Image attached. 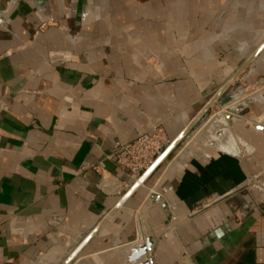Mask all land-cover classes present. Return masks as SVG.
I'll list each match as a JSON object with an SVG mask.
<instances>
[{"label": "crops", "instance_id": "1", "mask_svg": "<svg viewBox=\"0 0 264 264\" xmlns=\"http://www.w3.org/2000/svg\"><path fill=\"white\" fill-rule=\"evenodd\" d=\"M239 76L231 106L264 91V0H0V264H126L140 234L149 264H264V96L133 194L111 158Z\"/></svg>", "mask_w": 264, "mask_h": 264}, {"label": "water", "instance_id": "2", "mask_svg": "<svg viewBox=\"0 0 264 264\" xmlns=\"http://www.w3.org/2000/svg\"><path fill=\"white\" fill-rule=\"evenodd\" d=\"M247 78L248 77H236L229 85L226 86V88H224L219 94L213 97L206 104L195 121L177 140V142H180L185 137H188L190 133H196L201 126L203 127L204 119L205 117L209 116V112L212 108H215L217 115L212 118L213 120L209 119L211 123L209 124L206 133L213 134L215 132L216 135H221V129H224L225 127L234 129L238 117L244 116V113L246 112L248 113L252 105L261 104L263 102L262 98L264 96V91H261L247 98L242 103L231 106L234 102L243 98L250 92H245V90H243L238 96L232 95L235 90L242 88V83L246 81ZM236 79L238 80V82L234 83ZM222 109L226 110L223 112ZM207 146L213 149L216 147V144L215 142L211 141L207 144ZM160 200L161 198L158 195H152L148 204L144 208V212L147 210L149 205L158 203ZM153 245L154 240L151 236H148L146 239H144L143 235L140 234L137 244L125 251L126 259L124 262L126 264H149L148 260H146V257L151 253Z\"/></svg>", "mask_w": 264, "mask_h": 264}, {"label": "built area", "instance_id": "3", "mask_svg": "<svg viewBox=\"0 0 264 264\" xmlns=\"http://www.w3.org/2000/svg\"><path fill=\"white\" fill-rule=\"evenodd\" d=\"M177 140H169L165 129L157 126L130 143L116 144V150L111 158L131 180L129 187L131 194L146 185L147 181L165 164L177 147L179 143Z\"/></svg>", "mask_w": 264, "mask_h": 264}, {"label": "rangeland", "instance_id": "4", "mask_svg": "<svg viewBox=\"0 0 264 264\" xmlns=\"http://www.w3.org/2000/svg\"><path fill=\"white\" fill-rule=\"evenodd\" d=\"M213 113H216L215 108H212L211 111L209 112V116L205 117L204 122H203L204 126L203 127L201 126L196 133H190L188 135V137H185L184 139H182L178 143L175 150L171 153L170 157L165 162V164L163 166H161L157 170V172L149 180H151L152 178H154L157 175L164 174L166 168L169 167L173 162H175L176 159L180 155H183L185 152H187L188 149L190 148V146H192L193 144H203L209 138H211V140L209 142H211V141H213V142L220 141L221 142L223 140H229V141H235L236 140L235 136L233 135L234 130L229 128V127H225L224 129H221V131H222L221 135H216L215 132L213 134L206 133V130H207L209 124L211 123V121H209V119L213 120L211 118Z\"/></svg>", "mask_w": 264, "mask_h": 264}]
</instances>
